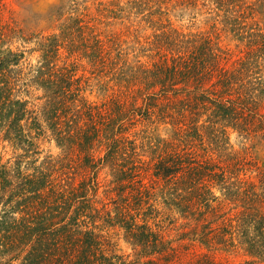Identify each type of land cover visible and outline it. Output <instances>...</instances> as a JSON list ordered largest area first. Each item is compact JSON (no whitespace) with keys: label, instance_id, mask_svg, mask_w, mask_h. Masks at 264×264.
Masks as SVG:
<instances>
[{"label":"trees","instance_id":"obj_1","mask_svg":"<svg viewBox=\"0 0 264 264\" xmlns=\"http://www.w3.org/2000/svg\"><path fill=\"white\" fill-rule=\"evenodd\" d=\"M208 1L214 33L156 28L135 62L137 50L101 26L126 13L143 22L151 1L100 3L94 13L75 1L59 34H39L44 62L27 73L15 43L35 37L0 22V136L17 155L0 161V264H175L190 247L201 251L190 264H222L218 251L264 264V170L248 176V152L230 151L231 132L264 138V30L250 0ZM83 61L106 80L102 103L83 95ZM33 87L42 116L25 97ZM154 125L173 135L151 134ZM44 140L62 153L24 167ZM119 239L135 261L117 252Z\"/></svg>","mask_w":264,"mask_h":264},{"label":"rangeland","instance_id":"obj_2","mask_svg":"<svg viewBox=\"0 0 264 264\" xmlns=\"http://www.w3.org/2000/svg\"><path fill=\"white\" fill-rule=\"evenodd\" d=\"M79 2L90 8L91 12H96L100 3H115L122 6L129 5V2L133 0H6L4 6L0 12V22L4 26L21 28L26 34L35 37L33 42L24 43L22 41H17L16 46L25 51V59L23 61V66L25 72H29L30 68H37L42 65L43 52L40 51L37 46V40L40 35H51L54 33L59 34V27L63 21L68 17V8L74 2ZM86 1V2H85ZM151 2L148 7L150 10L145 12L146 17L142 21V16L136 17L134 14L129 18L126 13L123 19H111L110 25H102V31L107 34H117L127 41L125 47L131 46L137 51L131 53L130 50V62H135L137 57L135 54L140 52L143 45L146 44L148 38H153L156 32V28H161L166 26V30L176 29L184 33H203L212 31L211 26L214 23L212 16L206 14V7L203 6L205 2L209 3L208 0H149ZM254 4L255 13L254 20L257 24L264 30V0H250ZM197 3V5H196ZM65 9V11H63ZM130 10V9H129ZM128 10V11H129ZM136 12L133 10L132 13ZM150 12L154 14L150 15ZM61 13L65 16L60 20ZM138 15V14H137ZM128 17V19L126 18ZM214 33V32H213ZM215 35V34H214ZM220 45L229 47L233 52H239L238 47L235 42L230 40L225 34H221L219 38ZM67 53L64 49L60 50L59 61L57 63L62 66L66 60ZM142 62L149 61L148 56L140 53L138 57ZM71 60H68V63ZM83 67L80 68L79 74H85L87 77H91L90 86L84 90L83 95L90 101L96 104L104 102L110 92H106L105 87L101 86L106 80L102 79L101 83H98L97 77L91 73V66L86 63V61L81 62ZM86 67L87 70L84 69ZM264 76V70H263ZM112 86V84H111ZM33 92L30 95L25 96L26 99L30 100V107L40 113L42 111V106L44 104L43 100H39L43 94L41 91H37L36 87H33ZM144 128L139 126L135 130ZM150 133L162 138H169L172 133V127L170 125H160L156 127L155 125L150 127ZM231 148L230 151L233 152H248L246 155H250V159L253 161V169L249 171L248 176L257 179L259 171L264 170V138L262 135L253 136L252 138H243L238 132H231ZM15 147L10 143L3 141L0 136V161L5 163L11 160L13 163L17 159L15 154ZM40 151L42 154L37 157H29L24 160L23 166L28 169H33L34 167L40 166L43 160L48 155H53L57 158L61 153V149L57 147L56 142H49L44 140L41 142ZM22 150L17 151V154L22 153ZM218 154V153H217ZM217 154L211 153L214 158H218ZM39 161H36L38 160ZM105 176V175H102ZM219 194V193H218ZM101 195V193H100ZM2 208L0 207V213ZM114 239V241H116ZM116 250L120 254H125L131 256V260L135 261V251L132 247L126 243L124 239H119L116 245ZM200 250L195 247H190L188 250L181 251L179 258L174 261L175 264H190L197 261L200 254ZM212 258L217 263L222 264H242L247 261V258L243 253L236 252H223L218 251L217 253H211Z\"/></svg>","mask_w":264,"mask_h":264}]
</instances>
